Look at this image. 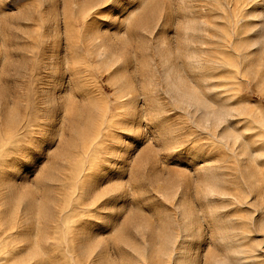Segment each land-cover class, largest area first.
I'll use <instances>...</instances> for the list:
<instances>
[{"label": "rangeland", "instance_id": "374dc122", "mask_svg": "<svg viewBox=\"0 0 264 264\" xmlns=\"http://www.w3.org/2000/svg\"><path fill=\"white\" fill-rule=\"evenodd\" d=\"M0 96V264H264V0H0Z\"/></svg>", "mask_w": 264, "mask_h": 264}, {"label": "bare ground", "instance_id": "6f19581e", "mask_svg": "<svg viewBox=\"0 0 264 264\" xmlns=\"http://www.w3.org/2000/svg\"><path fill=\"white\" fill-rule=\"evenodd\" d=\"M101 4V3H100ZM93 7V6H92ZM25 75V74H24ZM8 81V80H7ZM6 83V82H5ZM3 84V83H2ZM4 85H6V84H4ZM8 87V86H7ZM7 89V88H6ZM3 90H5V89H3ZM8 92V91H7ZM8 96V95H7ZM1 97V96H0ZM26 118H27V116H26ZM29 119V118H28ZM26 121H27V119H26ZM24 126V125H23ZM20 131V130H19Z\"/></svg>", "mask_w": 264, "mask_h": 264}]
</instances>
